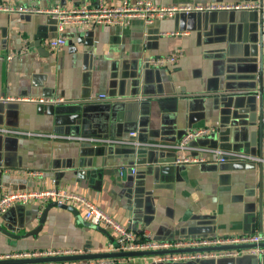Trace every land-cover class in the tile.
Listing matches in <instances>:
<instances>
[{"label": "crops", "instance_id": "crops-1", "mask_svg": "<svg viewBox=\"0 0 264 264\" xmlns=\"http://www.w3.org/2000/svg\"><path fill=\"white\" fill-rule=\"evenodd\" d=\"M0 1L44 9L97 2ZM152 1L260 7L181 12L152 24L140 18L69 24L63 31L48 13L0 12V127L31 133L0 132V197L59 187L86 196L137 235L157 241L264 233V163L262 170L259 162L219 163L203 151L264 157V0ZM59 36L66 43L52 49L49 40ZM9 54L13 58L5 59ZM156 56L177 60L157 67L149 63ZM28 98L61 100L42 104ZM209 126L216 130L185 150L58 137L123 138L135 131L141 141L173 144L186 131ZM182 155L207 161L178 163ZM51 202L17 204L0 215V260L32 250L111 251L115 234L86 220L78 206H54L41 224ZM114 259L192 264L157 262L154 255ZM195 264H264V255L242 251Z\"/></svg>", "mask_w": 264, "mask_h": 264}, {"label": "built area", "instance_id": "built-area-1", "mask_svg": "<svg viewBox=\"0 0 264 264\" xmlns=\"http://www.w3.org/2000/svg\"><path fill=\"white\" fill-rule=\"evenodd\" d=\"M260 7L254 2H246L239 4H177V5H157L152 0H136L129 2L124 0L120 4L111 5L106 4L104 0H97L95 4L83 3L74 8H64L56 5L52 8H28L15 7L5 4L0 1V12H42L48 13L56 21L58 29L63 31L66 25L85 23L91 25L101 24H124L132 18H140L147 24H152L157 19H163L175 16L178 13H188L193 11L203 10H219V9H248L253 10ZM66 43V39L62 36L49 40V46L52 49H57ZM13 54H9L5 59L11 60ZM0 59L3 57L0 55ZM177 60V56H156L149 59V63L161 67L171 64ZM101 95L99 98H104ZM31 102L37 103H52L60 101L48 100L45 98H28ZM215 127L209 126L195 130L186 131L176 143L166 144L149 141H141L137 138V133L131 131L128 136L123 138H107V137H83V136H65L58 137L70 139H85L92 142L108 143V144H122L145 147L158 148H174L178 150H185L192 148V142L202 138L209 137L214 131ZM0 132L5 133H22L31 134L20 130H12L1 128ZM203 151L212 152L215 155V161L219 163L227 160L248 161L256 163H264V157L251 154L244 151L224 150L221 148H203ZM178 163L191 164L203 163L207 158L203 155H182L176 160ZM132 171L135 169L132 168ZM122 172V171H121ZM39 172L31 171L30 175H37ZM56 202L58 204H65L68 206H78L84 211V218L94 225L104 226L110 229L115 234V245L113 250L133 251V250H160L183 247H205L211 245H222L231 243H261L264 242V233H254L242 236H216V237H195V238H180L176 240H160L157 241L146 235L139 236L131 228L115 220L110 214L95 204L94 201L79 193L65 190L59 187H51L46 189H23L13 190L4 193L0 197V215L5 214L9 209L17 204L26 205L31 202ZM111 249V250H112ZM250 251L261 256L264 255V247H257L254 249H232L219 251H201V252H183V253H168L154 255L157 262H183V261H197L211 257H226L237 256L241 252ZM77 253L72 250H32L23 253H16L8 255L6 258H35L45 256H57L65 254ZM119 259V258H118ZM116 259H102V260H71L62 262H46L33 264H115Z\"/></svg>", "mask_w": 264, "mask_h": 264}, {"label": "water", "instance_id": "water-1", "mask_svg": "<svg viewBox=\"0 0 264 264\" xmlns=\"http://www.w3.org/2000/svg\"><path fill=\"white\" fill-rule=\"evenodd\" d=\"M260 170L263 168V163L259 164ZM54 206H59L67 208L68 205L58 204L56 202H51L44 209L41 218V224L44 223L49 209ZM40 225L35 229L33 234H37L41 229ZM29 235V234H28ZM257 247H264V242L261 243H231V244H222V245H211L205 247H183V248H172V249H160V250H133V251H121V250H111L107 252H97V253H74V254H65L57 256H45V257H35V258H8L0 260V264H27V263H39V262H59V261H71V260H86V259H99V258H129V257H138V256H148V255H158V254H168V253H183V252H201V251H219V250H232V249H254ZM197 261H191L192 264H195Z\"/></svg>", "mask_w": 264, "mask_h": 264}]
</instances>
